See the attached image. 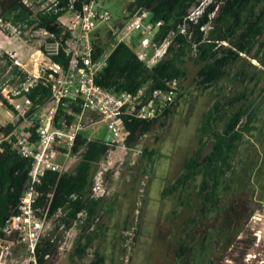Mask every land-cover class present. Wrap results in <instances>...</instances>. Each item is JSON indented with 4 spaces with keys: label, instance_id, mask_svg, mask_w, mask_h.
I'll return each mask as SVG.
<instances>
[{
    "label": "trees",
    "instance_id": "trees-1",
    "mask_svg": "<svg viewBox=\"0 0 264 264\" xmlns=\"http://www.w3.org/2000/svg\"><path fill=\"white\" fill-rule=\"evenodd\" d=\"M125 1L123 15H114L104 1L115 19L116 31L100 27L104 23L98 26L93 34V58H106V65L95 78L99 86L114 95L144 93L141 103L135 109L125 108L121 116L129 134L126 147L136 148L144 137L165 127L181 99L195 91H217L202 116L198 149L185 160L183 172L162 193L177 204L170 219L176 231L174 238L182 243L183 257L193 258L200 251L206 264H214L218 249L222 257L229 255L244 230L243 219L249 211L244 202L238 207L228 205L227 198L233 192L250 188L251 179L259 183L264 174V158L259 170L248 169V165L237 169L241 146L246 138L254 136L264 105V70L245 58L251 55L264 68V0ZM86 2L58 0L56 5L50 3L41 9V3L34 7L29 0H0V25L33 32L45 30L54 37L46 39V43L60 44L59 54L52 59L67 65L66 49L72 35L61 19L79 14ZM202 6L201 14L191 20L190 15ZM144 12L149 13L146 24L151 26V33L139 29L133 40L118 42L117 35L126 24ZM146 37L150 45L143 48L141 42ZM166 42L165 54L149 64L156 49ZM46 43L41 47L45 53ZM141 51L145 58L140 57ZM0 60L6 63L0 70V101L15 114V106L5 98L3 90L9 82L18 80L17 89H22L30 77L12 55L4 52ZM8 70L11 80H2ZM169 95L171 100L167 99ZM51 96L50 88L39 82L14 98H29L34 104L30 113L36 120L39 108ZM67 102L68 105L59 106L56 122L66 119L69 123L80 114L79 107ZM39 124L36 121L35 129ZM14 126V120L7 125L0 123V137L9 136ZM89 133L83 131L77 138L73 153L79 160L72 170L63 174L48 171L34 186L30 178L32 160L13 147L12 139L0 143V240L13 239L5 232L8 220L19 213L25 193L33 187L38 194L39 216L54 218L57 230L82 228L83 234L74 244V255L84 259L96 238L92 227L98 223L95 219L104 203V197L95 198L93 194L95 170L116 148L106 146L102 140L88 141ZM237 196L242 197L240 193ZM55 233L41 237L37 264H50L59 253L61 238ZM197 235L203 239L191 243L189 238ZM15 252L26 257L23 246L16 247ZM92 264H105V256L96 251Z\"/></svg>",
    "mask_w": 264,
    "mask_h": 264
},
{
    "label": "rangeland",
    "instance_id": "rangeland-1",
    "mask_svg": "<svg viewBox=\"0 0 264 264\" xmlns=\"http://www.w3.org/2000/svg\"><path fill=\"white\" fill-rule=\"evenodd\" d=\"M125 2L106 0V5L114 15H123ZM29 3L34 7L41 3L43 9L51 1L29 0ZM70 18L67 15L61 22L68 25ZM102 26L116 31L114 18ZM45 40L42 36H36L32 29L19 30L0 25V59L4 52L8 53L29 77L38 75L45 63V53L41 51ZM137 51L140 49L137 48ZM245 58L258 69L264 70L251 55ZM5 65L0 60V70ZM8 74L9 70L2 75V80H11ZM9 84L6 86L8 91L14 90L19 80ZM216 93L212 88L201 93L195 91L181 99L165 127L144 137L136 148L130 149L123 144L116 147L101 161L95 170L94 185H101V191L95 198L104 197V203L95 219L98 223L92 227L96 231L92 247L84 259L77 258L74 255V244L83 234L82 228L75 226L69 231L61 228L57 230L52 218L45 229V235L56 231L55 234L61 240L59 253L50 264H92L96 260V251L105 256V264H175V246L170 241L176 231L170 218L177 204L172 198H164L162 193L183 172L185 160L198 149V130L202 116L212 105ZM98 117L93 119L97 120ZM259 117L254 136L246 138L241 146L237 160L239 170L247 165L248 169L255 167V170H259L263 165L264 105ZM13 120L12 113L0 101V123L7 125ZM90 132L95 139L103 140L107 136V125L99 122L95 131L90 129ZM78 160V157L73 160L72 168ZM249 186L238 192L242 197L233 192L227 198L228 205L235 204L238 207L244 202L249 211L243 219L244 230L229 250V255L222 257L218 249V257L213 256L217 259L214 264H264V174L259 183L251 179ZM194 262L206 264L202 258ZM11 264L28 262L26 258L18 256L11 260Z\"/></svg>",
    "mask_w": 264,
    "mask_h": 264
},
{
    "label": "built area",
    "instance_id": "built-area-1",
    "mask_svg": "<svg viewBox=\"0 0 264 264\" xmlns=\"http://www.w3.org/2000/svg\"><path fill=\"white\" fill-rule=\"evenodd\" d=\"M105 0H87L79 14L72 15L68 25L72 37L68 42L66 56L69 59L67 65H63L52 59L59 54L60 44L58 42L46 43L45 63L38 75L30 77L22 89L8 91L7 87L3 94L11 104L15 106L16 113L12 114L14 129L9 136H1L0 143L12 139L13 147L25 158L32 160L30 171L31 186L40 184L46 172H58L63 174L72 170V162L76 158L73 150L79 134L86 130L95 131L99 122L107 125V136L102 142L109 147L125 146L128 137L121 116L124 109L132 107L135 109L143 98V91L138 94L123 93L114 95L105 90L95 82V78L106 65V58L94 60L93 34L101 23L109 22L112 13L105 8ZM58 0H51L57 4ZM198 8L190 19L195 20L203 10ZM44 9V8H43ZM149 13L144 12L130 20L125 28L117 35L118 42H128L135 38V32L143 29L151 33V26L146 24ZM36 36L45 39L54 38L45 30L35 31ZM143 48L150 45L149 37L142 40ZM168 42L156 49V54L148 61L155 63L166 52ZM140 57L145 58L142 51ZM42 82L45 87L50 88L52 96L44 107L39 108L36 120L31 114L34 108L33 102L24 97L15 99L22 92ZM171 100V95L167 97ZM67 100L80 108V114L75 115L74 120L67 122L66 119L56 120V114L61 104L68 105ZM73 114V112H69ZM99 116L97 120L93 118ZM36 121L40 124L37 129ZM35 129V130H34ZM91 132L88 141H96ZM101 185H94V196L101 191ZM104 193H102L103 195ZM37 193L31 187L22 200L19 213L8 220L6 235L13 238L10 241L0 240V264H11V260L18 256L15 248L23 246L28 264H37L36 252L41 237L45 235V229L49 223L47 215L41 217L36 208Z\"/></svg>",
    "mask_w": 264,
    "mask_h": 264
},
{
    "label": "flooded vegetation",
    "instance_id": "flooded-vegetation-1",
    "mask_svg": "<svg viewBox=\"0 0 264 264\" xmlns=\"http://www.w3.org/2000/svg\"><path fill=\"white\" fill-rule=\"evenodd\" d=\"M203 238L201 237V235H197L196 237L191 236L189 238V241L193 244L195 243H199L200 240H202ZM172 243H174L175 246V252H174V258H175V264H193L195 263L194 261L197 260L198 258H201V254L200 251L196 252L193 256V258L191 257H183L182 255V243L179 240V238H173V240L171 239ZM198 250V248H197ZM187 254V253H186ZM186 254L184 256H186ZM212 264V263H211Z\"/></svg>",
    "mask_w": 264,
    "mask_h": 264
},
{
    "label": "crops",
    "instance_id": "crops-1",
    "mask_svg": "<svg viewBox=\"0 0 264 264\" xmlns=\"http://www.w3.org/2000/svg\"><path fill=\"white\" fill-rule=\"evenodd\" d=\"M49 1H51V0H49Z\"/></svg>",
    "mask_w": 264,
    "mask_h": 264
}]
</instances>
